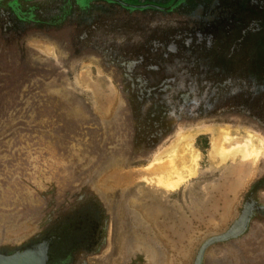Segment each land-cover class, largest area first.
Segmentation results:
<instances>
[{
  "label": "rangeland",
  "instance_id": "1",
  "mask_svg": "<svg viewBox=\"0 0 264 264\" xmlns=\"http://www.w3.org/2000/svg\"><path fill=\"white\" fill-rule=\"evenodd\" d=\"M262 139L264 0H0V254L264 264Z\"/></svg>",
  "mask_w": 264,
  "mask_h": 264
},
{
  "label": "bare ground",
  "instance_id": "2",
  "mask_svg": "<svg viewBox=\"0 0 264 264\" xmlns=\"http://www.w3.org/2000/svg\"><path fill=\"white\" fill-rule=\"evenodd\" d=\"M198 132H209V133H212L213 135H214V138H213V151H212V156L214 157V158H216L217 156H221L222 155V158H225V157H228L230 154H232L233 152H234V147H227V146H225V144H220L221 143V141H223V140H225V141H227L228 142V140L231 138L230 137V131L229 130H222V133L219 131L217 134V136L215 135V133H216V128H214V127H212V126H203V127H197L195 130H193V132H191L190 134H189V136L191 135V134H196V133H198ZM221 135H222V140L220 141L219 139H220V137H221ZM188 136V137H189ZM188 137H185V144H184V147H185V153H181L183 156L181 157L184 161L183 162H185V163H188V162H190L192 165H196L197 163H198V158H199V153L198 152H196V151H194L193 149H192V147H191V139L190 138H188ZM183 138V137H182ZM263 140L264 139H262V142H263ZM234 141V140H233ZM239 142V141H238ZM223 143V142H222ZM244 143H246V142H243V144ZM263 145H264V142L262 143ZM221 146V147H220ZM231 146V145H230ZM245 146V145H244ZM184 147H183V149H184ZM264 147V146H263ZM219 149V150H218ZM192 150H193V152H192ZM249 151H251L252 153H254L255 152V149H250ZM177 151H175V153H176ZM174 153V155H171V156H173L174 158L175 157H177L179 154H175ZM180 154V155H181ZM219 154V155H218ZM240 155V154H239ZM171 158L170 156H169V159H171V160H169V159H165L164 160V162L166 161V160H168V161H170V162H168V165L171 163V164H173L172 165V167H171V164H170V167L169 168H167L168 166H164V169L161 167V166H163V165H165L163 162H162V159H159L157 162H159L160 164L159 165H157V163H155V165H157V166H159L160 168H158L157 169V167H156V169L155 168H151V170L153 169H155V170H158L157 171V177H156V184L158 183V184H160L161 183V185L163 184V185H165V186H170V187H173L174 185H176V184H178L181 180H183V178H184V176L183 175H181L180 173H181V171L179 170V168H177V165L174 167V163H172V162H175V161H173L174 160V158ZM258 157V156H257ZM180 157H178L177 158V160L179 159ZM176 159V158H175ZM181 159V160H182ZM172 161V162H171ZM166 164H167V162H165ZM188 165V164H186V168H188V176L191 174V173H193V172H195V169H193L192 168V165ZM154 164H152L151 166H153ZM185 165V164H184ZM150 166V165H149ZM183 166V165H182ZM182 166H181V168H182ZM191 166V167H190ZM165 167H166V169H165ZM184 168H185V166H183ZM162 168V169H161ZM154 170V171H155ZM183 170V169H182ZM149 171V170H148ZM155 180V179H154ZM153 184H155V182L153 183ZM160 185V186H161ZM159 186V185H158ZM162 187V186H161ZM164 187V186H163ZM151 196H153V194L151 195ZM144 197V196H143ZM167 208V207H166ZM163 209V208H162ZM165 210V209H164Z\"/></svg>",
  "mask_w": 264,
  "mask_h": 264
},
{
  "label": "water",
  "instance_id": "3",
  "mask_svg": "<svg viewBox=\"0 0 264 264\" xmlns=\"http://www.w3.org/2000/svg\"><path fill=\"white\" fill-rule=\"evenodd\" d=\"M0 264H47L45 251L29 248L18 250L12 255L0 254Z\"/></svg>",
  "mask_w": 264,
  "mask_h": 264
}]
</instances>
